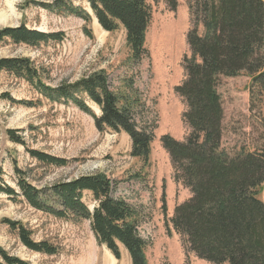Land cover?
I'll return each instance as SVG.
<instances>
[{
    "label": "trees",
    "instance_id": "trees-1",
    "mask_svg": "<svg viewBox=\"0 0 264 264\" xmlns=\"http://www.w3.org/2000/svg\"><path fill=\"white\" fill-rule=\"evenodd\" d=\"M87 1L103 29H125L132 58L140 63L149 53L146 37L153 19L149 0ZM169 4L176 8L177 0H169ZM48 7L86 21L92 19L73 0H56ZM190 10L195 19L187 34L191 54L184 59L186 79L176 87L187 103L184 119L190 132L183 140L166 134L161 141L170 155L176 181L188 187L192 196L176 206L167 227L182 236L189 253L208 264H264V149L235 154L224 149L225 111L219 92L222 77L245 71L252 79V105L264 100V0H193ZM200 22L203 33L198 29ZM63 38V32L47 33L24 23L0 30V42L11 39L37 45ZM3 70L26 80L52 100L73 102L94 117L100 131L125 132L131 139V155L149 164L154 127L141 122L135 113L143 102L139 90L130 83L127 91L121 93L112 88L106 72L100 71L52 88L43 82L40 68L25 57L0 59V71ZM87 100L100 107L101 115L89 107ZM7 134L13 142L26 144L17 130L8 129ZM28 151L45 165L69 163L41 150ZM14 167L18 188L7 184L0 174V193L12 199L22 198L60 219L89 220L98 243L116 258L120 259L121 250L125 249L132 264L149 263L150 242L140 229L143 211L115 196V183L106 173L86 174L39 188L18 164ZM87 193L94 201L92 208L85 202ZM4 221L28 249L47 255L58 253L57 246L47 240H35L21 221ZM0 264L32 263L0 247Z\"/></svg>",
    "mask_w": 264,
    "mask_h": 264
},
{
    "label": "rangeland",
    "instance_id": "rangeland-1",
    "mask_svg": "<svg viewBox=\"0 0 264 264\" xmlns=\"http://www.w3.org/2000/svg\"><path fill=\"white\" fill-rule=\"evenodd\" d=\"M55 1L18 0L16 16L1 25L0 30L24 23L28 28L47 33L63 32L64 38L37 45L5 39L0 42V59H31L43 72V82L52 88L100 71L106 72L116 91L123 93L127 91V84L133 85L143 102L135 113L141 122L154 127L150 162L145 165L131 155V139L125 132L100 131L94 117L73 102L52 100L26 80L3 70L0 71V96H10L0 99V174L3 180L18 188L15 163L39 188L86 174L106 173L115 183V196L125 198L143 211L140 229L150 242L148 264H199L200 259L187 251L182 236L167 227L180 192L169 187L175 170L161 141L166 134L183 140L190 132L184 119L187 103L176 87L186 79L184 59L191 54L187 34L195 21L190 10L193 0H177L176 8L169 0H149L153 9L146 37L149 53L140 63L132 58L125 29H103L87 0L73 2L91 14L90 21L50 9L48 6ZM5 7V0H0V10ZM173 21L184 25L173 46L179 52L174 57L165 53L159 41L164 27ZM198 29L204 32L203 23L200 22ZM166 60L170 61L164 66ZM165 68L167 73H164ZM251 85L252 79L245 71L221 78L219 92L225 111L222 142L231 154L264 149V100L252 105ZM87 104L101 115L98 105L90 100ZM8 129L17 130L26 144L13 142ZM29 149L65 158L69 163L65 166L42 164L31 157ZM261 198L264 200V192ZM22 200L0 193V247L12 255L32 264H132L125 249L118 259L105 245L98 243L89 220L60 219ZM85 202L93 207L91 194L85 195ZM5 219L21 221L32 231L35 240H47L57 246L58 253L47 255L28 249Z\"/></svg>",
    "mask_w": 264,
    "mask_h": 264
},
{
    "label": "bare ground",
    "instance_id": "bare-ground-1",
    "mask_svg": "<svg viewBox=\"0 0 264 264\" xmlns=\"http://www.w3.org/2000/svg\"><path fill=\"white\" fill-rule=\"evenodd\" d=\"M17 1L18 0H5L6 7L5 9L0 10V26L6 24L10 19L16 16L17 13L15 6ZM183 27L184 25H182L181 22L176 21H173V23L164 27L163 32L159 35V41L162 43L165 53H169L173 57L178 55L179 52L177 53V50H175L173 46H175L174 44L179 40ZM168 62L166 60L164 66H167L169 64ZM167 72L168 70L165 68L164 73Z\"/></svg>",
    "mask_w": 264,
    "mask_h": 264
},
{
    "label": "crops",
    "instance_id": "crops-1",
    "mask_svg": "<svg viewBox=\"0 0 264 264\" xmlns=\"http://www.w3.org/2000/svg\"><path fill=\"white\" fill-rule=\"evenodd\" d=\"M168 184L169 187L173 186L175 190H178V192H180L179 197L175 199V204H174L175 207L177 204L186 201L188 198L192 196L191 190L188 187L184 186L181 182H177L175 176H171V179ZM199 264H208V262L200 259Z\"/></svg>",
    "mask_w": 264,
    "mask_h": 264
}]
</instances>
